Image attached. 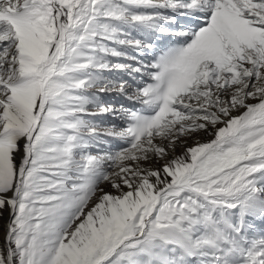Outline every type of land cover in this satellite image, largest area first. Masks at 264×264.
I'll use <instances>...</instances> for the list:
<instances>
[{"label":"snow or ice","instance_id":"1","mask_svg":"<svg viewBox=\"0 0 264 264\" xmlns=\"http://www.w3.org/2000/svg\"><path fill=\"white\" fill-rule=\"evenodd\" d=\"M0 264H264V0H0Z\"/></svg>","mask_w":264,"mask_h":264}]
</instances>
